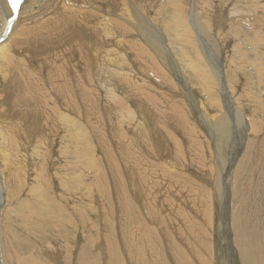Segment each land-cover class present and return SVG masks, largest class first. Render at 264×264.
I'll list each match as a JSON object with an SVG mask.
<instances>
[{
    "label": "rangeland",
    "instance_id": "obj_1",
    "mask_svg": "<svg viewBox=\"0 0 264 264\" xmlns=\"http://www.w3.org/2000/svg\"><path fill=\"white\" fill-rule=\"evenodd\" d=\"M121 1L54 0V4L44 13V17L47 18L45 22L52 21L50 26L43 28L44 22L35 26V30L20 34L19 38L18 36L13 38L15 30L13 28L9 35L6 34L1 37H5V39L0 38V60L4 70H0V116L4 118V122L0 121V134L9 135L11 144V150H7L10 151L9 154L1 160L5 168L0 175L11 176L7 164L10 163L9 160L13 156H16L14 160L22 162L18 166V178L21 185L30 184L33 174L37 180L38 171L41 170L44 173L41 172L44 176L43 179H45L43 181L50 188L47 190V187L44 188L46 190L44 192L28 194L26 193L28 188L25 186V192L19 199L14 203L12 201L4 203L6 204L5 208L3 205L4 209L2 206L0 207L2 210V212L0 211V234L4 236V238L0 236V249L14 245L15 237L20 235L21 238L27 239V244L23 242V247L26 249L23 255L29 256L30 250L33 249L37 251L31 256L35 259V264L41 262L50 264L45 261V254L48 250L52 252L50 255H57L56 258H52V264H68L69 258H71L70 264H81L82 260L79 261V254L77 255L76 252L82 247L87 248L90 264L93 262L95 264H124L123 259L128 260L126 264H149L147 260H139L135 263L134 260L129 259L135 252L134 247L131 244H129L130 249L126 247L125 241H130L127 237L126 228L122 224L121 216H118L116 220L118 213L114 211L116 205L114 204V197L113 200L112 198L109 199V194L106 191L112 184L114 194L117 192V196L120 197L118 189L121 188L118 187L117 189V186L121 184V190L127 191L130 199L128 183L127 180H124V172L130 166L129 173H132L135 180H138V177L141 181H144L143 178L145 181L148 180L150 178L148 177L149 171L152 170L150 172H153V168L159 171L158 182L162 186H160L157 194H154L153 191L154 184L148 185V187L145 184H137L135 190L133 189L140 195L145 194V197H149V194L154 195L156 196L155 199L159 198L161 201L164 199L165 202L166 211L162 213L164 217L158 218L161 222L158 223V219L153 216L151 218L156 220L162 228V234L159 236L152 229V234L148 238L146 234L137 232V236L146 237L152 243V246L149 244L145 248V253L152 252L157 256L159 261L154 257V263L223 264L224 259L217 261L215 256L217 252L213 246L215 206L219 209L221 202L218 200L224 198L219 195V189L223 183L220 176H225L227 171L229 177L232 178V184L227 191L230 196L228 199H231L229 209H227L229 210L228 216L237 215L244 209L248 215L247 209L252 201L247 196V183L251 189L253 186L250 182L251 179L256 180L260 176L261 181L264 180V71H262L264 0L175 1L176 3L182 2V4L186 1L190 6H195L197 3L198 7L197 34L195 33L192 37L197 40V58L192 50L188 52L189 57L194 59L195 64H197V71H183L185 76H193L196 73L193 77L198 79L193 84L188 82V86L193 88V93H191L195 96V108L186 105L189 103L188 99L185 101L186 97L182 94L184 90L180 86L181 83L174 86L166 78L161 81L157 77V71L145 73L138 68L140 66L143 70L145 65L141 55L143 47H151L153 42L158 43L157 40L165 37L166 31L161 30L159 19L163 18L164 20L167 11H162L161 14L156 13L158 2L155 0H134L150 10L148 17L145 18L143 24L135 23V29L128 26L125 29H120L114 22H119L117 14ZM199 2L205 4L203 22L199 18ZM76 3L83 4L84 10L76 9L74 6ZM170 8L171 3L168 14L176 17V13ZM12 13V7L6 9V2L1 1L0 32H2V24L7 21ZM68 16L72 17L73 23L61 36L70 41L74 51H70V48L68 52L63 53L60 47L61 38H51L49 30ZM109 17L112 18V22L107 24ZM42 33L48 35L50 49L39 55L32 54V42L35 41V36L39 37ZM104 33L121 34L122 38L126 39L124 46L119 48L112 47L111 44H97L98 37ZM82 39L87 41L90 39L91 44L86 43L85 46H81ZM199 40L205 42V54L199 47ZM7 43H10L12 48L10 53H4V49L9 47L6 45ZM38 48L41 52L40 47ZM99 49H101L100 55ZM136 49H138L137 53ZM15 54L30 58L27 67L22 63L15 71H10L8 60L4 61V59L6 56ZM92 55L99 56L96 59H91L90 56ZM207 57L214 59L218 67L217 70L211 67ZM168 60L172 61L169 65L162 62L158 63L166 66L167 70L178 71L181 74L184 60L177 55ZM78 62L81 63L80 68L74 65L69 66ZM22 67L28 68L30 71H20ZM198 71L210 72H205L210 81L207 85L211 89L209 95L218 100L216 108L209 106L208 108L205 104V112L210 113L208 115L210 118H215V115L223 113V110L220 109L222 105L219 104L222 101L221 85L211 72L223 71L225 73L226 81L224 82L229 94L231 91L234 93L233 97L237 98L242 90L245 92V95H240V99L237 101L232 96V101L229 100L231 105L235 103L232 106L239 115H243V120L248 118V121L239 122L237 133L240 140L238 144L243 135L249 133L250 139L247 145H240L235 154H231L230 147L233 145L229 139L218 138L217 144L210 143L207 135L204 134L201 122L199 123L197 102L201 103L199 100L205 102L206 94L202 93L204 88H201L199 82L203 77ZM231 71L235 73L234 78L230 76ZM3 75L7 76V82H5ZM77 83L86 87L83 95L89 101L84 112L87 119L79 116L74 125H82L75 133L73 130L69 131L72 133V138H77L78 133L90 136L94 140L90 144L82 140L73 144L69 139H65L63 142L64 133L58 130V120L54 118L48 123L44 119L51 114L49 111L51 107L57 104L56 99L52 98L51 94L61 93V96H65L67 84ZM6 85L21 88L23 89L22 93L15 96ZM30 100L32 107L27 109ZM33 102H35V109H32L34 108ZM8 103L12 105V108L7 115H4ZM240 103L244 104L243 109L245 111L239 106ZM253 103L256 109L253 107ZM15 104L25 108L19 109L21 115L16 117L14 127H12L8 124V120L13 117ZM182 105L184 106L182 107ZM182 114L185 117L181 116ZM212 114H214L213 117ZM31 117L35 118L31 119L35 120L34 135L33 132H28L27 124L31 123ZM180 118L185 120H178ZM46 136H48L47 140ZM43 140L46 141L47 145L51 142L49 148L54 150L55 156L59 155L58 160L46 157L47 148L40 145ZM153 140L162 141L164 150L160 145H154L151 142ZM64 144L68 147L67 153L65 150L62 153ZM161 150L166 157L161 155ZM146 153L148 156L145 155ZM33 157L36 159L34 160ZM54 160L58 163L56 164ZM35 161H38L40 165L38 163L35 165ZM147 163L152 165L149 170L145 169L148 167ZM160 163L163 165L160 166ZM49 167L51 171L48 170ZM34 168L35 171L33 172ZM242 168L245 169L240 173ZM120 171L122 174L119 178L118 173ZM154 174L155 172H153ZM163 174L166 176L165 180ZM102 177L108 179L109 184L106 185V180L103 179L102 184L98 183L95 186L96 181L101 180ZM14 184L15 181H13ZM6 189L5 184L0 182V195L4 194ZM205 192L207 199L209 193L212 199L207 219L204 217L205 212H207L204 207ZM96 194L99 197V208L95 201ZM259 194L264 197L263 190ZM25 196L34 206L35 211L28 212L23 203H21V208L17 206ZM100 197L102 198L100 199ZM0 203L3 202L0 200ZM144 204L147 205V202ZM127 205L129 208L131 204L127 203L126 207ZM9 207L20 209L18 215L21 218L17 215L14 219L8 220ZM60 208L62 213L68 212L67 215L63 214L64 217H62L58 214ZM160 208L163 210L162 205ZM124 209V205L121 203V210L124 211ZM53 211L55 215L52 214ZM112 211H114V216ZM26 212L35 215V225L31 226L29 222L26 223L27 225L24 224L28 219ZM59 217L63 220L61 223L65 222L63 223L65 226L58 225ZM8 222L11 223L10 226L6 225ZM137 222H132L130 225L133 231L136 227H141L142 223L140 222L138 225L139 222ZM252 222L253 219L250 223L253 224ZM37 223L39 226H36ZM199 225L203 227L202 232L210 228L206 237L207 240L197 238L198 236H206L197 230V227L200 228ZM36 227L40 229L38 238H35ZM83 229L84 235L81 233ZM251 230L254 235L259 234L254 229ZM221 233L227 240L226 229H222ZM152 238L161 242L159 247ZM260 241L261 237L257 242ZM103 242L105 244L104 254L102 257H97V247ZM204 242L207 244H203ZM231 244L241 249L237 240L231 241ZM121 247L124 248L121 249ZM218 254L223 256V252ZM12 256V262H10L15 264L17 262L15 252L12 253ZM237 260H239L238 256ZM237 262L238 264L241 263L240 261ZM154 263L152 261L151 264Z\"/></svg>",
    "mask_w": 264,
    "mask_h": 264
},
{
    "label": "bare ground",
    "instance_id": "obj_2",
    "mask_svg": "<svg viewBox=\"0 0 264 264\" xmlns=\"http://www.w3.org/2000/svg\"><path fill=\"white\" fill-rule=\"evenodd\" d=\"M1 1L2 2L5 1L6 2V9H10L11 4H10L9 0H0V2ZM155 1L158 2L156 13L161 14L162 11H164V12L167 11V12H165L166 16L164 15V20H163V18L159 19V24L162 27L161 30H165L166 34H165V37L163 39L157 40L158 43L153 42L151 44V47H149V46L143 47L141 55L144 58L145 65H144L143 70L140 66L138 68H139V70H141L142 72H145V73H148L150 71H157V77L161 81H163L166 78L169 80L170 84H172L174 86H177V83H181L180 86L184 90V92H182V91L181 92H182L183 96L186 97L185 101L188 99L187 101L189 103L186 105L190 106L191 108H195L196 100L194 98L195 96H193V94H192L193 88L188 86V82H190V84L191 83L193 84V82H195L198 79H194L196 73L193 75L194 77L191 75L185 76L183 74L184 73L183 71H185V70L186 71H193V72L197 71V64H195V60L191 59L188 55V52L190 50H192L193 54H195V56L197 58V40L192 38L195 35V33L197 34V8H198L197 3L195 6H190L186 1H184L185 2L184 4H182V2L176 3L175 2L176 0H172V1L171 0H155ZM133 2H134V4H133ZM170 3H171L170 9L176 13V17L168 14V8H169ZM52 4H54V0H24L22 5L19 7V10L16 12L17 13L16 18L13 21L9 20L10 17L15 14V12H14L7 19V21H5L2 24V32H0L1 33L0 38L6 34L9 35L10 32L13 30V28L15 29L14 34H13V38H15L16 36H18V38H19L20 34H22L24 32H28L30 30H35V26L41 25L42 23H44L47 20V18L44 17V13L50 9ZM74 6L76 9L84 10L83 4L76 3ZM149 6H150V4H149ZM199 9H200L199 18H200V21L203 22V18H204L203 13H204V9H205V4L203 2H199ZM125 10H126V12H125ZM148 11H150V10L146 9L144 6L135 2L134 0H122L120 3L119 9H118V14H117L119 22H114V24L116 26H118L120 29H125L126 26L135 29V25H134L135 23L136 24H143L145 22V18H147L148 14H149ZM2 18H3V16H2ZM109 22H112L111 17H109L107 24H109ZM72 23H73L72 17L68 16L66 18H63L58 24H56L55 27H53L49 30L51 38H57V37L61 38L60 47L62 48L63 53L68 52L71 48V45H70V41L67 38L62 37L61 34L66 32L70 28ZM51 24H52V21H47L42 25V27L46 28V27L50 26ZM156 30L159 31V29H156ZM1 39H5V37L1 38ZM34 39H35V41H34L35 43L32 42V45H33L32 46V54L36 53L37 55H39V54H42L43 52H45L46 50L50 49V45H49L50 41L48 40V35H46L45 33H42L39 37L35 36ZM167 39H168V41H167ZM137 40H139V38H137ZM125 41H126V39L122 38L121 34L104 33L103 35L98 37L97 44H111L112 47H119L120 48V47L124 46ZM198 42H199V47L202 50V53L205 54V50H204V43L205 42H204V40H199ZM10 43H7L6 45H9ZM86 43L91 44L90 39L88 41L82 39V42L80 44H81V46H85ZM37 45H39V46H37ZM35 46H37V47H35ZM38 47H40L41 52L39 51ZM11 51H12L11 45H9V47L4 49V53H10ZM70 51H74V48H71ZM137 52H138V49H136V53ZM100 54H101V49H99V55ZM174 55L181 57L185 62L182 66L181 74L178 71L167 70L166 66H162L161 64L158 63V62H162L165 65H169L172 61H169L168 59L173 58ZM98 56L92 55V56H90V58L96 59ZM13 57H15V58H13ZM66 57H68L67 54H66ZM29 58L30 57H23V56H20L18 54H15V55L6 56V59H4V61L8 60L9 70L15 71L17 69V67L22 63H24L27 67V62H28ZM207 59L210 62L211 67L214 70H217L218 67H217V64L214 61V59L208 58V57H207ZM71 65H74V66L80 68L81 63L78 62L76 64L75 63L70 64L69 66H71ZM0 70L4 71L3 70V64L1 62V60H0ZM20 71H30V70L28 68L22 67V69ZM262 71H264V56H263V70ZM205 72H207V71H198V73H200V76L203 77V79L201 81L199 80L200 82L199 81L198 82L200 83L201 88H204L202 93L206 94L204 97L205 102L201 101V100H199L201 103L197 102V115L199 116L198 117L199 123L201 122V125L204 129V134L207 135V139L210 141V143L217 144L218 138L229 139V141L231 142V145H233L230 147L231 154H235L237 152V150H239L240 145H247V143L250 139V136H248L249 133H248V135L247 134L243 135L241 142L238 144V141L240 140L239 134L237 133L239 130V122L243 123L245 121H248V118L243 120V118H244V117H242L243 115L242 116L239 115V113L235 110L234 106H232L235 103H233L232 105L230 104V102L232 101L231 96L233 97L234 93L231 91V94H229V91L227 90V86L225 85V82H224V81H226V79H225V73L223 71L211 72L215 75L214 77H216V79H218V81L221 85L222 101L219 104L222 105V106H220L221 107L220 109L223 110V113L215 115L216 116L215 118H210L208 116L210 113L208 114L207 112H205V109H204V107H206L205 104H207V107L209 106L211 108H216V105L218 104V103L216 104V102H218V100H215L214 98H212L209 95V92L211 89H209V86H207V85L210 81H209V77H207L208 75ZM207 73H210V72H207ZM169 74H173V75H169ZM13 76H14V74H13ZM230 76H231V78H234L235 73L233 71H231ZM3 78H4L5 82L8 81L7 76L3 75ZM172 79H174V80H172ZM199 79H200V77H199ZM203 83H205V84H203ZM67 85H68V86H66L67 91L64 92L66 95L65 96L62 95L64 98L61 96V93H52L51 94V97L56 99L57 104L51 107V109L49 110V111H51V114L47 118H44V119L48 123L50 122V120H53L54 118L58 120L57 121L59 123V125H58L59 129L58 130H60V132L64 133L62 136L63 142L65 139H69V140H71V142L73 144H75L78 140H82V141L86 142L87 144H90L91 142L94 141L93 138H91L90 136H87L84 133H78L77 138H72V133L69 131V130H73V133L78 131L79 127L82 124L74 125V122L76 121V119L79 116H82L85 120L87 119L84 112H85L86 107H88L89 101H88V98L85 95H83V91L85 90L86 87L82 86L81 83L67 84ZM154 86H157V85H154ZM211 86H213V85H211ZM6 87L9 88L11 93L15 96L21 94L22 90H23L21 88L9 87V85H6ZM199 88H198V90H200ZM240 95L241 96L245 95V92L242 90L238 94L237 98H235V97H233V98L236 99V101H237L238 99H240L239 98ZM203 96H202V98H203ZM229 100H231V101L229 102ZM248 101H251V100L248 99ZM33 103H34V108H32V109H35V102H33ZM26 105H28V104H26ZM31 105H32V103L30 100V103L27 106V109L30 108ZM239 106L241 107V109L243 111H245L243 109L244 104L240 103ZM6 107H7V110L4 112V115H7L8 111L12 108V105L10 103H8L6 105ZM253 107L256 109V106L254 103H253ZM24 108L22 105L18 106L15 104L13 106V117L8 120L9 121L8 124L10 126L14 127V121H15L16 117L21 115L20 110L24 109ZM245 109H246V107H245ZM210 110H212V109H210ZM213 115L214 114H212L211 116L213 117ZM181 116L185 117L184 114H182ZM32 118H34V117H31L30 120ZM178 120L183 121L185 119L182 120L180 118ZM0 121L4 122V118L1 116H0ZM54 124H56V123H54ZM27 125H28V132L29 133L35 131V120H31V123H29ZM174 130H176V129H174ZM166 133H167V131H166ZM34 134L35 133L33 132V135ZM230 138H231V140H230ZM47 139H48V136H46V140ZM151 142H153L154 145H160L162 147V150H164L163 149L164 146H162V143H163L162 141L157 142L156 140H153ZM50 144H51V142H49L47 145L45 140H43L40 143L41 146H44L45 148H47V151H46V153H48L46 155L47 158H54L55 160H58L59 155L57 154L55 156L53 154L54 150L51 147L49 148ZM0 147H2V148H0V158H1L0 159V174H1L5 168V165L1 162V160L7 154H9L10 151H7V150H11V144L9 142V135L0 134ZM64 150L66 151V153L68 152V147L65 144L62 147V153L64 152ZM162 150L160 151L162 153L161 155H164ZM38 154H39V152H38ZM147 154L148 153H146L145 155L148 156ZM149 156L152 157L151 154H149ZM164 156L166 157V155H164ZM33 158H34V160L36 159L35 157H33ZM14 159H16V156H13L9 160L10 163L7 164L8 170L11 171V176L5 177L3 175H0V182H3L7 188L5 193L0 195V200L3 202V203H0V207L2 206V208H3V205H4V208L6 206V204H4V203H6V202L10 203V201H12L14 203L17 199H19L22 196V194L25 192L24 191L25 186H27V188H28V191L25 189L27 191L26 193H28V194H31L34 192L35 193L36 192H42V191L44 192L47 189H50L49 187H47L48 185H45V182L43 181L45 179H43L44 176L42 175L43 172L41 170L38 171L39 175H37V180H35V175L33 174V178L31 180L30 184L21 185L19 183V178H18V166L20 164H22V162L21 163L17 162V160H14ZM38 161L40 162V160H38ZM38 161L37 162L35 161V165L37 163L40 165V163ZM57 163L58 162H56V164ZM159 165L162 166L163 164L160 163ZM139 166H140V164H139ZM147 166L148 167H146L145 169L149 170V167H151L152 165L147 163ZM244 169L242 168L240 170V173ZM48 170L51 171V168L49 167ZM32 171L34 172L35 168ZM129 171H130V166L128 167V170L124 172V174H125L124 180H127V183H128V189L130 190V193H128V194H130L129 195L130 199L126 193L127 191L125 192L124 190H121L122 189L121 184H119L117 186V189H118V187L121 188V189H118L120 197L122 196L121 198L119 196H117L118 193L116 191H115L116 194H114V191L112 189V187H113L112 184H110L111 190L108 187L106 189V191L109 194V199L112 198V200H113V197H114V204H116L114 211H116L118 213L116 216V220H117L118 216L119 217L121 216V220L123 222L122 224L126 228L127 237L130 240L129 242H127V240L125 239L126 240L125 241L126 247L130 249L131 246L129 244H131L134 247V248L133 247L132 248L135 250V252L132 256H130L129 259L134 260L135 263L139 260H147L148 263L151 264L152 261L154 263L153 259H154V257H155V259H157V256H155L152 252H150V253L147 252L148 254H146L145 248L147 246H149V244H151V246H152V243H150V240H148V238L152 234V229L157 233V235L160 236L162 234V228L158 225V223H160L161 220H159L158 218L164 217L162 213H165V211H166L165 210V202H164V199H163V201H161L159 198L155 199L156 196H154V195L149 194V197H145V194L140 195L137 192H134L133 189L135 190V187L137 184H143V185L145 184L146 187H148V185L151 186L152 184H154L153 191H154V194L155 193L157 194L158 190L160 189V186H162L158 182L159 178H160V177H158L159 171H157L155 168H153V172H155V174L153 175V172H150L152 170H150L149 174L147 173L149 175L148 177H150V178L146 181H145V178H143V180L145 182L141 181L139 179V177H138V180H135V177L133 178L132 173H129ZM38 172H37V174H38ZM121 174H122V172L120 171L118 173L119 178H120ZM137 174L139 176V172ZM221 176H220V179L222 178L223 183H222V187H220V189H219V195L224 197V198L221 197L222 199L218 200V202H221V203H219L220 208L217 209V206H215L216 207V214L213 217V222H214V239H213L214 244H213V246L215 248V251L217 252L215 254L217 261H219V260L222 261L224 259L223 264H238L237 261H240L241 262L240 264H264V197L260 196V194H259L261 190L264 191V180L262 182L260 176H258V178L256 180L251 179L250 182L253 185L251 187V189H250L249 183H247V186H246V190H248L247 196L250 198L249 200L252 201L251 204L249 205L248 209H247L248 215L246 213V210L244 209V210H242L241 213H237V215L231 214V216H228L229 210H227V209H229L228 208L229 207V201L231 199L230 200L228 199V197H230V196H229V193H227V191L229 189V186H231V184H232V178L229 177V174L227 171L225 172V176H222V177ZM144 177H146V176H144ZM165 178H166V176L164 175V180H165ZM103 179L106 180V183H105L106 185L109 184L108 183L109 180L102 177L101 180L98 179V181H96L95 186H97L98 183L102 184ZM13 181H15L14 185H13ZM165 184H168V183L165 182ZM44 188H46V190H44ZM204 189H205V187H204ZM225 192H226V195L223 196V194ZM143 193H145V191H143ZM89 194H90V192H89ZM158 195H160V194H158ZM95 196H96L95 201L98 204V208H99V199H98L99 197L97 196V194ZM116 196H117V200H116ZM101 198L102 197H100V199ZM205 199H206L205 200L206 202H205L204 207H205V211H207V212H205L204 217L207 219V217H209L210 206H211V202H212L210 193H209V196L207 199V193L205 192ZM144 202L145 203L147 202V205H145ZM197 202L199 203V200H197ZM21 203L26 205L25 210H27L28 212L29 211L30 212L35 211L34 206L32 204H30V201L27 198V196H25L22 199V201L19 202V204L17 205L20 208H21ZM121 203L124 205V208H125L124 211L121 210ZM127 203L131 204L129 206V208H128V205L126 207ZM160 205H162L163 210H161ZM118 208H119V210H118ZM146 208H148V209H146ZM58 210H59L58 214H60L62 217H64L63 214L68 213V212L62 213L61 208ZM0 211L2 212L1 208H0ZM19 211H20V209L9 207L8 213H7L8 214L7 219L8 220L10 218L14 219V217H16L18 215ZM114 211H112L113 216H114ZM11 212H13V213H11ZM28 212H26V214H27L26 218H28V219H27V221L24 222V224L27 225L26 223L29 222V225L33 226V225H35V221H34L35 215L33 213H28ZM22 214L24 215V213H22ZM52 214H54V211L52 212ZM155 214H156V216H155ZM152 216L155 217L156 219H158L157 220L158 223L156 222V220L151 219V218H153ZM68 217H69V215H68ZM252 219H253V222H252L253 224L250 223V221ZM24 220H26V219H24ZM58 220H57L59 222L58 225L65 226V224H63L65 222L61 223V221H63V220L60 219V217L58 218ZM54 221H56V219H54ZM136 221L139 222L138 225H140V222L142 224L140 225L141 227L138 226L133 231L132 230L133 228H131L130 225L132 222H136ZM82 223H83L82 225H84V222H82ZM164 223H162V224H164ZM6 225L10 226L11 223L8 222ZM36 226H39L38 223ZM153 226H155L156 228ZM83 227H85V226H83ZM209 227H210V225H209ZM39 228L41 229V226ZM39 228L36 227L37 233H35V238H38V235L40 232ZM159 228L161 229V231ZM197 228H198L197 230H199L200 234L204 233L206 235V236H198L197 238L207 240L206 237L209 233L210 228H207L206 230H204V232H202L203 231L202 226H200V228L199 227H197ZM222 229L223 230L226 229L227 240L224 239V236L221 233ZM251 229H254L259 234L254 235L252 233ZM29 231H30V229H29ZM137 232L138 233L141 232V233L146 234L148 238L143 237V236L142 237L137 236ZM81 233H83L82 235H84V229ZM0 236H1V238H4L3 234H0ZM60 237H58V238L63 239ZM164 237H165V234L163 235V238H162L163 242H164ZM260 237H261V241L257 242V240ZM152 239H154V238H152ZM235 240H237L240 243L241 249H239L238 247H234L233 244H231V241H235ZM23 242L27 244V239L21 238L19 235V237H15V244L14 245H10L9 247H2V249H0V264H8V263L11 264L12 257H13L12 253L14 254V252H15V258H16L17 262L16 263L13 262V263H15V264H35V259L31 256H33L37 251H35L33 249V250H30L29 256L23 255V253L26 251V249H24V247H23ZM154 242L156 244H158V247L161 244V242L156 240V239H154ZM203 244H207V243L204 242ZM32 245H33V243H32ZM31 247H33V246H31ZM123 248L121 247V249H123ZM97 250H98V251H96L97 257H100V256L102 257V255L104 254V251H105L104 242L101 245L100 244L98 245ZM255 250H256V252H255ZM77 252H76V254L77 255L79 254L78 255L79 261L82 260L81 264H90V260H88L89 257L87 256L88 252H87L86 247L85 248L82 247L80 250H77ZM222 252H223V256L218 254V253L222 254ZM51 253L52 252L48 250L45 254V261L50 263V264H52V258H56V256H57V255L55 256L54 254H53L54 256H52V255H50ZM235 254H237V255H235ZM237 256H238L239 260H237ZM124 257H125V255H124ZM70 259L71 258H69V260L67 261L68 264H70ZM122 259H123V257H122ZM125 259H128V258H125ZM127 261L128 260L123 259L124 264H126ZM71 262L74 263V261H71ZM38 264H44V263L41 262ZM92 264H95V262H93ZM154 264H157V263H154ZM180 264H183V263L181 262ZM197 264H198V262H197Z\"/></svg>",
    "mask_w": 264,
    "mask_h": 264
},
{
    "label": "snow or ice",
    "instance_id": "obj_3",
    "mask_svg": "<svg viewBox=\"0 0 264 264\" xmlns=\"http://www.w3.org/2000/svg\"><path fill=\"white\" fill-rule=\"evenodd\" d=\"M9 2L11 4L13 11L16 12L19 10V7L22 5L24 0H9Z\"/></svg>",
    "mask_w": 264,
    "mask_h": 264
},
{
    "label": "crops",
    "instance_id": "obj_4",
    "mask_svg": "<svg viewBox=\"0 0 264 264\" xmlns=\"http://www.w3.org/2000/svg\"><path fill=\"white\" fill-rule=\"evenodd\" d=\"M182 107H183V105H182ZM179 108H180V106H179Z\"/></svg>",
    "mask_w": 264,
    "mask_h": 264
}]
</instances>
